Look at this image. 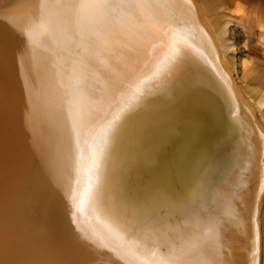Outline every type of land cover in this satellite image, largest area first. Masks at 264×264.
I'll return each mask as SVG.
<instances>
[{
    "label": "bare ground",
    "instance_id": "6f19581e",
    "mask_svg": "<svg viewBox=\"0 0 264 264\" xmlns=\"http://www.w3.org/2000/svg\"><path fill=\"white\" fill-rule=\"evenodd\" d=\"M215 26L193 0L3 1L0 264H259L264 118Z\"/></svg>",
    "mask_w": 264,
    "mask_h": 264
},
{
    "label": "rangeland",
    "instance_id": "374dc122",
    "mask_svg": "<svg viewBox=\"0 0 264 264\" xmlns=\"http://www.w3.org/2000/svg\"><path fill=\"white\" fill-rule=\"evenodd\" d=\"M3 1L6 0H0V5ZM193 1L203 8L207 18L214 26L216 25L222 55L230 62L231 76L237 88L243 89L246 86L248 70L255 69L262 76L259 86L264 95V0ZM203 18L205 19L204 16ZM223 23L226 24V28L224 33H221L219 26ZM259 25H262V28ZM226 46H230L231 49L227 50ZM256 115L262 123V116L258 111ZM261 206L262 222L264 220V194Z\"/></svg>",
    "mask_w": 264,
    "mask_h": 264
},
{
    "label": "crops",
    "instance_id": "0c3cea01",
    "mask_svg": "<svg viewBox=\"0 0 264 264\" xmlns=\"http://www.w3.org/2000/svg\"><path fill=\"white\" fill-rule=\"evenodd\" d=\"M259 27L262 28V25H259ZM261 77L262 76L255 69L248 70L246 86L243 89H244V92L246 93L245 94L246 96L251 95L249 99L252 102H256L255 104L257 106V109L259 108L258 112L264 118V95L259 86ZM245 88H246V91H245ZM261 215H262V206H260L259 221H258L259 222V234H260L259 236V239H260L259 264H264V220L261 222Z\"/></svg>",
    "mask_w": 264,
    "mask_h": 264
}]
</instances>
